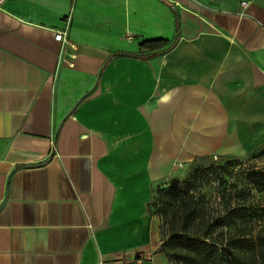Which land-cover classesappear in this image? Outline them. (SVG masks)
<instances>
[{"label":"crops","instance_id":"0c3cea01","mask_svg":"<svg viewBox=\"0 0 264 264\" xmlns=\"http://www.w3.org/2000/svg\"><path fill=\"white\" fill-rule=\"evenodd\" d=\"M263 142L264 0L2 3L0 264H172L157 181Z\"/></svg>","mask_w":264,"mask_h":264},{"label":"trees","instance_id":"16d2710c","mask_svg":"<svg viewBox=\"0 0 264 264\" xmlns=\"http://www.w3.org/2000/svg\"><path fill=\"white\" fill-rule=\"evenodd\" d=\"M166 44L163 39L145 40L140 48L159 50ZM250 175L264 191V169L252 170ZM159 192L150 207H157L162 217V249L172 264H264V225L257 229L251 225L252 216L264 220V200L257 215L243 204L228 205L214 214L199 211L187 184L175 182Z\"/></svg>","mask_w":264,"mask_h":264},{"label":"rangeland","instance_id":"374dc122","mask_svg":"<svg viewBox=\"0 0 264 264\" xmlns=\"http://www.w3.org/2000/svg\"><path fill=\"white\" fill-rule=\"evenodd\" d=\"M207 169L206 172L201 170ZM209 169V170H208ZM264 169V142L252 151L235 153H212L202 160L190 161L189 166L177 163L172 174L157 181L156 189L151 202L156 201L175 182L187 184L195 193L197 206L200 212L214 214L223 212L228 205H245L249 212L257 215L258 209L264 200V191L250 180L253 170ZM157 207H150L161 221ZM252 216L251 225L254 228L264 225V220Z\"/></svg>","mask_w":264,"mask_h":264},{"label":"built area","instance_id":"2783aa9c","mask_svg":"<svg viewBox=\"0 0 264 264\" xmlns=\"http://www.w3.org/2000/svg\"><path fill=\"white\" fill-rule=\"evenodd\" d=\"M4 1L5 0H0V7ZM54 39L56 41H59L63 45L64 50H67L69 48L71 51H74L76 49V45L72 43L68 38V20L65 21L64 26L62 28L54 31ZM65 55L66 54L62 53V57H64ZM66 58H67L66 63L68 65H72V60L74 59V55L72 54V52L68 53L66 55Z\"/></svg>","mask_w":264,"mask_h":264},{"label":"water","instance_id":"95a60500","mask_svg":"<svg viewBox=\"0 0 264 264\" xmlns=\"http://www.w3.org/2000/svg\"><path fill=\"white\" fill-rule=\"evenodd\" d=\"M162 1H164L165 2V0H162ZM171 6V5H170Z\"/></svg>","mask_w":264,"mask_h":264}]
</instances>
